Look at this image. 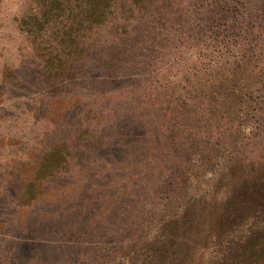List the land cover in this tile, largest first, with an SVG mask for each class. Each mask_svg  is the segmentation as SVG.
Returning a JSON list of instances; mask_svg holds the SVG:
<instances>
[{
    "label": "rangeland",
    "instance_id": "rangeland-1",
    "mask_svg": "<svg viewBox=\"0 0 264 264\" xmlns=\"http://www.w3.org/2000/svg\"><path fill=\"white\" fill-rule=\"evenodd\" d=\"M86 7L0 0V264H223L264 225V0Z\"/></svg>",
    "mask_w": 264,
    "mask_h": 264
},
{
    "label": "trees",
    "instance_id": "trees-1",
    "mask_svg": "<svg viewBox=\"0 0 264 264\" xmlns=\"http://www.w3.org/2000/svg\"><path fill=\"white\" fill-rule=\"evenodd\" d=\"M119 1L120 0H85V5L87 7L85 9L83 21L85 22L84 30L87 32V34L92 33L94 29H96L97 27L101 25H105L112 19V17H114L115 10L117 6L119 5ZM145 1L146 0H133V2L139 6L142 5ZM229 10L231 11H228L225 8L214 9L213 10L214 11L213 12L214 21H218L219 23V21L226 20L227 22V21H230L231 18L233 21H235L236 15L238 12L235 10V8H232ZM163 11L164 12H162V15L166 16L167 15L166 11L165 10ZM129 12H131L130 9H129ZM230 14H232L231 18L229 17ZM262 14L264 15V13ZM217 26L218 25H216V28L220 29ZM209 27L210 25H208L206 28H203L199 32L197 31L198 32L197 34L201 36V34L206 32L205 31L206 29H207V33L211 32ZM258 28H256V32L258 33L257 43L256 45L253 46V48L255 52L257 51L259 54L261 53L263 55L264 54V27L260 25ZM226 30L227 31L229 30V33H230L229 40H235V38L238 35H240V32H242V30H245V29L236 28V26H232V27L227 26ZM254 30L255 29L253 28L251 30L248 29V31L246 32V35L244 31L245 37H249L254 32ZM253 71L255 73L250 71L248 74V78H256V76L257 78H264V68L253 70ZM252 222H248L249 224L247 225V229L245 231L243 230L244 226H242L241 230H239L240 229L239 227V229L236 231V234L238 233V235H234V238L237 241H240L242 245L237 244L234 247V249H231V250H235L234 255L230 259H223L222 261L223 264H264V225L262 226L263 223H261V225H258L259 229L255 230L254 224L256 222L255 221H252ZM182 238H183L182 240L184 241V244L179 249L182 250L184 254L188 255L190 258L189 257L187 258L191 260V257H193V252L191 250V247H189V244L185 240V235ZM241 238H244V239L241 241ZM174 242H175V238L171 239L166 245V249L164 248L165 249L164 251H161L160 248H153L150 253L151 260H152L150 264H159V262L153 259L154 257L153 255H155L156 253L164 254V255H171L172 253L171 250L176 246ZM197 250L198 248H196V251ZM207 262L210 263L211 259H209Z\"/></svg>",
    "mask_w": 264,
    "mask_h": 264
}]
</instances>
